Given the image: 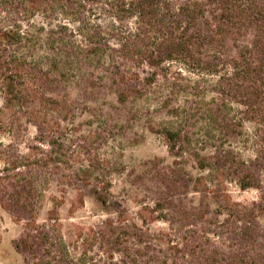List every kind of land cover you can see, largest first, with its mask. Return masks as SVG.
I'll return each instance as SVG.
<instances>
[{
  "label": "trees",
  "instance_id": "16d2710c",
  "mask_svg": "<svg viewBox=\"0 0 264 264\" xmlns=\"http://www.w3.org/2000/svg\"><path fill=\"white\" fill-rule=\"evenodd\" d=\"M70 83L111 87L132 117L159 118L175 160L150 174L155 216L141 224L104 174L74 164L80 145L59 126L74 116ZM180 93L197 100L180 104ZM0 101L2 131L35 130L31 154L0 145V207L24 223L12 241L24 264H264V0H0ZM197 121L206 127L193 140ZM246 123L252 158L235 146ZM48 181L109 217L66 240L56 206L36 218ZM232 183L257 200L233 201Z\"/></svg>",
  "mask_w": 264,
  "mask_h": 264
},
{
  "label": "rangeland",
  "instance_id": "374dc122",
  "mask_svg": "<svg viewBox=\"0 0 264 264\" xmlns=\"http://www.w3.org/2000/svg\"><path fill=\"white\" fill-rule=\"evenodd\" d=\"M146 73L145 67L139 71L141 76ZM161 84L159 78L156 86L162 87ZM209 97L206 96L205 100ZM194 99L197 100L182 93L178 96L180 104L184 100ZM63 107L65 110L74 109V116L59 124L60 128L67 129L68 136L77 140L80 145L74 164H89L95 172L107 177L111 184V193L122 200L126 207L128 220L141 224L145 217L155 216L148 213L149 208L153 206L155 192V184L150 179V174L163 165H172L175 160L168 154L163 136L156 133L157 127L153 123L156 124L159 118L150 120L147 117H132L129 112L135 111L136 107L131 104H117L115 92L108 86L84 90L77 83H70ZM203 127H206L205 121H197L191 129L193 140L201 139L200 132ZM253 129L252 124H245V134L238 138L240 143L236 142L237 148H242L240 145L245 138L252 137ZM34 135V127L23 122L15 138L0 129V145H10L24 155L31 154L26 147L31 145L30 139ZM246 146V149L242 148V154L245 158H252L254 147H248L249 143ZM176 160L191 176L198 174L194 161L188 155ZM261 180L264 181V172ZM89 183L97 182L89 179L87 184ZM226 186L230 198L235 202L251 203L257 200L258 192L254 189L240 190L234 183ZM43 189L42 206L36 215L37 221L43 222L53 206H56L66 240H75L77 228L87 229L109 217L92 198L84 197L80 202L73 190L62 188L56 182L48 181L43 185ZM23 226L24 223L16 221L0 207V264H24L22 257L12 247V241L21 234ZM151 227L166 228V225L156 222Z\"/></svg>",
  "mask_w": 264,
  "mask_h": 264
}]
</instances>
